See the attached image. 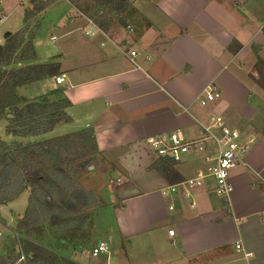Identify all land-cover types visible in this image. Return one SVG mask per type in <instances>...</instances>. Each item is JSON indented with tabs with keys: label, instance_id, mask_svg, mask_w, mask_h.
<instances>
[{
	"label": "crops",
	"instance_id": "1",
	"mask_svg": "<svg viewBox=\"0 0 264 264\" xmlns=\"http://www.w3.org/2000/svg\"><path fill=\"white\" fill-rule=\"evenodd\" d=\"M132 1L140 16L125 27L87 34L88 17L75 9L72 23L50 37L58 44L41 57L37 46L44 41L36 39L34 62H58L65 82L53 76L20 91L24 98H68L70 120L47 135L71 124L51 137L86 132L110 165L109 173L87 175L98 178L88 187L103 200L110 195L102 207L110 209L114 227L107 238H80L63 255L75 264H264V85L256 65L264 61V0ZM210 85L221 94L201 104ZM213 115L241 140L254 138L229 173L228 203L211 174L200 186L185 182L214 164L219 146L213 140L175 162L170 180L154 167L159 156L147 144V137L169 132L196 139ZM97 218L94 210L91 224ZM100 241L109 250L92 256Z\"/></svg>",
	"mask_w": 264,
	"mask_h": 264
},
{
	"label": "trees",
	"instance_id": "2",
	"mask_svg": "<svg viewBox=\"0 0 264 264\" xmlns=\"http://www.w3.org/2000/svg\"><path fill=\"white\" fill-rule=\"evenodd\" d=\"M57 1L31 0L25 8L24 25L8 33L0 45V119H7L9 134L27 137L26 141L10 142L0 138V206L24 192L29 194L26 210L14 228L20 236L18 252L0 254V264H14L23 249L32 252L31 256L26 252V264H75L62 250L66 245L75 250L80 238L89 240L92 212L104 205L97 191L83 182L90 172L106 174L111 170L90 134L37 138L59 122L70 120L69 99L51 100L48 94L24 98L19 90L59 74L58 62H34V44L43 34L42 14ZM65 1L105 32L127 26L133 15L134 21L140 16L132 0ZM256 65L263 86L264 61L258 58ZM175 166L174 160L164 156L154 163L168 180L175 175Z\"/></svg>",
	"mask_w": 264,
	"mask_h": 264
},
{
	"label": "built area",
	"instance_id": "3",
	"mask_svg": "<svg viewBox=\"0 0 264 264\" xmlns=\"http://www.w3.org/2000/svg\"><path fill=\"white\" fill-rule=\"evenodd\" d=\"M6 16L0 9V22ZM89 24L86 29L87 34L93 35L95 32H103L104 30L97 25L94 21L88 18ZM131 61L136 64L135 57L137 52L131 50ZM55 82L57 84H63L65 82L64 75H56ZM220 91L216 86L210 85V87L199 97L201 104H205L209 101L215 100L220 96ZM216 127L219 133L212 131V128ZM208 140H213L219 146V152L215 159L214 164L207 168V171H199L193 178L186 179L185 182L190 187L200 186L201 179L205 174H211L215 178L216 193L222 197L227 203L229 202V196L233 190V185L229 182V173L231 169L238 166L241 155H244L250 148L254 140L250 137L248 140L240 139V132L236 129L224 124L222 116L213 115L210 117L209 123L203 125V131L200 137L196 139H186L178 132L161 133L160 135H154L147 137V144L156 152L159 157H168L175 162L181 160L183 155L189 152L200 153ZM172 190H175V186H171ZM171 235L174 234V230H169ZM236 249L242 248V243H236ZM109 250V243L107 241H100L98 245L94 246L90 253L92 256H97L102 252ZM249 253H245L248 256ZM27 255L21 254L19 259L14 264H26Z\"/></svg>",
	"mask_w": 264,
	"mask_h": 264
},
{
	"label": "rangeland",
	"instance_id": "4",
	"mask_svg": "<svg viewBox=\"0 0 264 264\" xmlns=\"http://www.w3.org/2000/svg\"><path fill=\"white\" fill-rule=\"evenodd\" d=\"M31 0H0V9L6 16L0 22V45L5 41V37L8 33L18 31L24 25L25 19V8L30 5ZM76 15V10L68 2L59 0L55 3L48 5L42 14L41 21L43 26V34L40 37L44 41V46H37V54L39 57L44 55L43 49L53 48L54 45L58 44L57 40H52L50 37L52 34L60 35V28L62 24L72 23L73 16ZM84 31V30H83ZM42 48V49H41ZM30 87H19V90L24 92ZM7 119L5 117L0 119V138L10 142L12 140L26 141L27 137L13 136L6 131ZM71 124L63 123L59 126L54 133L46 134V137H51L59 134H63L67 131L72 130ZM39 139H42L39 137ZM154 151V150H153ZM156 154V152L154 151ZM89 177L88 175L84 178V184L86 186H95L98 178L95 175ZM105 189V188H104ZM165 192L169 190L165 189ZM103 196L104 200H109L110 195L105 193ZM220 197V196H219ZM28 192H24L17 199L3 204L0 206V254L17 253L18 252V240L20 236L14 231L16 224L20 217L24 214L27 207ZM103 200V201H104ZM103 206V205H102ZM100 206L95 211L99 214V218L93 219L91 224L89 237L98 239L100 237L107 238V229L110 226L114 227V219L109 212L110 209ZM93 232V233H92ZM110 247V246H109ZM71 247L68 246L67 250H62V254H72ZM112 250V249H111ZM25 249L22 250L23 254H26ZM32 254L31 251L27 252V255Z\"/></svg>",
	"mask_w": 264,
	"mask_h": 264
}]
</instances>
